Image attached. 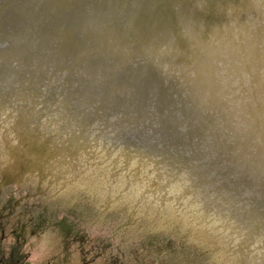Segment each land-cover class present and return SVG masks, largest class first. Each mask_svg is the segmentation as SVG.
Instances as JSON below:
<instances>
[{
  "label": "water",
  "instance_id": "1",
  "mask_svg": "<svg viewBox=\"0 0 264 264\" xmlns=\"http://www.w3.org/2000/svg\"><path fill=\"white\" fill-rule=\"evenodd\" d=\"M1 160L40 205L122 208L126 243L160 211L263 264L264 0H0Z\"/></svg>",
  "mask_w": 264,
  "mask_h": 264
},
{
  "label": "flooded vegetation",
  "instance_id": "2",
  "mask_svg": "<svg viewBox=\"0 0 264 264\" xmlns=\"http://www.w3.org/2000/svg\"><path fill=\"white\" fill-rule=\"evenodd\" d=\"M24 172L17 171L14 163L7 166L2 160L0 161V264H34L33 255L36 246L34 239L37 236L35 231L39 232L38 235L46 234L50 244L61 249L58 257L66 263L74 258L72 256L76 257L77 264H207L208 262L203 255L191 257L181 254L183 251L179 249L181 253L176 256L169 251L173 248L172 245H175L172 234L153 229L155 221L161 217L157 208L158 216L145 212V216L140 217L137 226L139 231H145V228L151 224L148 230L155 232L151 235L152 239L146 242L138 239L135 242L137 245L133 247L132 244L126 243L127 239L120 240L115 234L111 236L110 232L113 229L109 226H92L81 215L46 204L40 205L33 190L25 184L29 178L23 176ZM122 224L125 225V222ZM101 230H106L105 235L97 232ZM92 231L97 234L94 235ZM217 232L221 233V230L218 229ZM116 239L123 241L120 249L114 244ZM196 239L203 242L197 237ZM103 243L107 244L103 245ZM164 248V253H161ZM206 248L209 249L206 251L208 253L215 249L219 251L221 247L211 244ZM109 250L115 253H103ZM241 262H246V259H241L239 263ZM46 264L51 262L48 261Z\"/></svg>",
  "mask_w": 264,
  "mask_h": 264
},
{
  "label": "rangeland",
  "instance_id": "3",
  "mask_svg": "<svg viewBox=\"0 0 264 264\" xmlns=\"http://www.w3.org/2000/svg\"><path fill=\"white\" fill-rule=\"evenodd\" d=\"M64 201H65V199H58L56 208L76 213L79 216L81 215L82 218L85 219L86 222L92 226H103V225L105 226L103 221L98 217L99 208H96L93 210V202L82 207V199H79V200L71 201L70 202L71 207H69V206L63 205ZM122 218H123L122 208H115L114 212L111 216V219L108 223V226L111 229H113V231L110 232L111 236H114V234L116 235L120 220ZM47 230L49 231V227L47 228ZM97 232L100 235H105L106 230H101V231H97ZM97 232L92 231V233L94 235L97 234ZM38 233H39L38 231H35V235H37V236L34 239V241H35L34 244L36 245L35 249H34V255H33L34 256L33 257L34 264H46L48 261H50L51 264H77V259L75 256H72L74 258H72V260L69 263L63 262V260L60 257H58V254L60 253L61 249L56 245L55 246L51 245L49 238L46 237V234H42V235L39 234L38 235ZM149 233L150 232L148 231L144 235L139 237L138 238L139 241H145L146 242L149 239H152V236H148ZM110 235L108 236L109 239H110ZM122 238L124 240L125 236L121 237L120 240ZM113 239H114V237L112 238V240ZM172 239L174 240L173 244H175V245H172L173 248H171L169 251H172L176 256H178L181 253L178 251L179 249H181L183 251V253H181V254H187V255H190L191 257L197 256V255H203L208 261L207 264H212L211 260H212L213 256L207 258V253H206L207 248L205 246L197 244L195 242H192L190 250H187V242L180 241V240H182V233H180L175 238L172 236ZM137 240L132 242L131 243L132 245L131 244L130 245L136 246L137 244L135 242ZM121 242H123V241H121ZM121 242L118 239L115 240V242H114V244H117L119 246L118 249L121 248ZM107 243H103V245L107 244ZM98 249H100V248H98ZM115 249H117V247ZM115 249L113 251H115ZM113 251L109 250V251H104L103 253H115ZM119 251H121V250H119ZM164 251H165V248L163 249V251L161 253H164ZM179 258H183V257H179Z\"/></svg>",
  "mask_w": 264,
  "mask_h": 264
}]
</instances>
